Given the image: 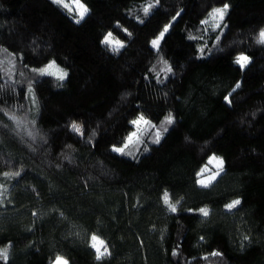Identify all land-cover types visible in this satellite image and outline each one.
<instances>
[{"label": "trees", "instance_id": "1", "mask_svg": "<svg viewBox=\"0 0 264 264\" xmlns=\"http://www.w3.org/2000/svg\"><path fill=\"white\" fill-rule=\"evenodd\" d=\"M82 2L91 12L76 24L72 7L52 0H0L7 264H53L57 256L69 264H264V0H160L147 16L143 7L154 0ZM225 2L227 28L201 23ZM108 30L128 41L118 55L100 45ZM242 54L250 57L245 69L235 63ZM161 55L175 71L158 84L151 69L164 76ZM53 60L68 70L66 80L33 71ZM169 109L176 123L159 145L149 129L143 143L125 149L131 156L112 151L140 114L159 127ZM213 155L224 159V171L202 187L198 181L218 171L208 163ZM235 199L242 203L227 209ZM205 206L207 217L199 213ZM93 234L107 246L99 260Z\"/></svg>", "mask_w": 264, "mask_h": 264}, {"label": "snow or ice", "instance_id": "2", "mask_svg": "<svg viewBox=\"0 0 264 264\" xmlns=\"http://www.w3.org/2000/svg\"><path fill=\"white\" fill-rule=\"evenodd\" d=\"M57 4H62L65 8H69V10H72L71 6L67 3H65L64 0H57ZM73 4L75 5V8H76V10H77V12L81 18L87 14V9L84 7L82 0H73ZM156 6H157V4L148 3V5L143 9V11L145 14H149L150 9H152ZM178 13H179L178 15L176 14V16L172 17V22H170L167 25H164L162 27V30L158 33L157 37L155 39L151 40L150 44H151V47L153 49L159 51V49L161 47V43L163 41H165L166 35L170 34V29L173 27V23L179 17L180 12H178ZM211 20L214 22V25H213L214 28L219 29L222 24H223V27H225L226 25L223 23V21H224V9L223 8L214 9L213 12L211 13ZM204 23L208 24L209 21H205ZM188 38L194 39V37H192V36H189ZM107 40H108V38H106V41ZM258 42L264 43V31L259 33V41ZM200 52L203 53L204 48H201ZM162 63L164 64V68L162 69V71H165V70L171 71V68L167 65L166 62L162 61ZM235 63L237 65H239L240 69H245L250 63V57L247 55H243V54L239 55L235 58ZM33 71L37 72L41 76H53L59 81H63V78L66 75V73H64L63 69L60 68L58 65H56L55 62L49 63L43 68L33 69ZM238 88H240L239 83L236 84L233 91H235ZM27 90L29 93L32 92L31 83H29ZM228 102L230 103L231 101L229 100ZM12 119L15 120L16 118L13 116ZM17 123H19V122H17ZM130 123L135 127L136 130L132 131L127 136L126 143H124L122 147H115L114 146L112 148L113 152L121 154V155L126 154V155L131 156L132 153L131 152L126 153L125 149H127L129 147V145L143 143L141 136L143 135V133L145 131H147L149 129H155L154 138H153L152 142L159 141L161 136L165 134L163 130L168 129L169 126L172 125L173 118L171 117V115H169L163 122L160 123L159 127L154 125L150 120H148L143 115L132 120ZM71 128L74 132L83 135V130H82L81 126H79L78 124L72 123ZM93 135H94V133H93ZM144 151H147V148H145ZM208 163L209 164H215L217 169H219L223 166V161L216 156H212L209 159ZM207 171H208L207 167H205L204 169H201L200 175L203 177L204 173H206ZM19 174H20L19 172L15 173V175H17V176H19ZM5 175L6 176L9 175V173H5ZM214 176H215V173L207 176L206 178H202L199 180V183L202 186L206 187L208 184L211 183L212 179H214ZM0 189H2V186H0ZM4 191H6V190H0V197L3 196ZM0 203H2V200H0ZM164 203L168 206V210L170 212H172V213L177 212V204L172 203L170 201V198L167 196V194H165ZM238 205H240V202L238 200H233L231 203L226 205V208L229 210H232V209L236 208ZM199 213L204 217H207L209 215L208 209H206V208H200ZM92 241H93L92 247L96 250L98 259H100L104 255L108 254L107 253V246L104 245L103 242H99L98 238H96V237H92ZM173 255H176V253L174 252ZM212 255L219 256L221 254L219 252H213ZM55 264H67V262L64 261L63 257H57L55 260Z\"/></svg>", "mask_w": 264, "mask_h": 264}, {"label": "clouds", "instance_id": "3", "mask_svg": "<svg viewBox=\"0 0 264 264\" xmlns=\"http://www.w3.org/2000/svg\"><path fill=\"white\" fill-rule=\"evenodd\" d=\"M52 2L53 3H55V4H57V0H52ZM160 3V0H154V3L153 4H159ZM83 5H84V7L87 9V14H89L90 12H91V8L90 7H88V5L86 4V3H83ZM146 7V6H145ZM145 7H143V9L145 8ZM230 4L229 3H227V2H225L222 6H220V7H215L214 9H216V8H223L224 9V21H225V18L228 16V14H229V12H230ZM213 9V10H214ZM213 10L209 13V15H210V17H211V13L213 12ZM181 11H182V9H181ZM143 13H144V11H143ZM86 14V15H87ZM179 13L177 12V15H178ZM86 15H84L82 18L79 16V14H78V16H79V19H77V20H75V23L76 24H80L81 23V21H83L84 19H85V17H86ZM144 15L145 16H147L148 14H145L144 13ZM205 21H208L207 19H204V20H202L201 21V23L202 24H205L204 22ZM223 21V22H224ZM141 24H143V20H140L139 21ZM226 26H225V28H227V24H225ZM114 26L116 27V28H119L128 38H129V40L133 37V33L130 31V30H128L126 27H124L123 25H121L120 24V22H114ZM262 31H264V26H262L260 29H259V33L260 32H262ZM106 38H108V40L106 41ZM100 45L102 46V47H106L107 48V50L109 51V52H111V53H113V54H116V55H118L120 52H121V50H123V49H125L127 46H128V41L127 40H124V39H121L120 37H118L112 30H108V31H106L105 32V34L102 36V38L100 39ZM162 61H164V62H166L167 63V65L171 68V71H167V70H165V71H163L164 72V76L163 77H161V75H160V72H157L156 71V68L155 67H153L152 69H151V71H153V72H155L156 73V82L158 83V84H163L166 80H167V77H168V74H174V68L172 67V65H171V63L168 61V60H165L164 59V57L161 55L160 57H159V60L157 61V63H161V64H163L162 63ZM52 62H55V64L57 65V63H56V61L55 60H53V61H51V62H49V63H52ZM48 63V64H49ZM164 65V64H163ZM63 71H64V73H66V75L64 76V78H63V81L64 80H66L67 78H68V76H69V72H68V70H66V69H63ZM164 95L165 96H167V93H164ZM141 115H143V116H145L144 114H140L139 116H141ZM169 115H171V117L173 118V123H172V125H174L175 123H176V117H175V114L173 113V111L171 110V109H169L168 111H167V113L163 116V118H162V121L161 122H163ZM148 119V118H147ZM148 120H150V119H148ZM151 121V120H150ZM152 122V121H151ZM153 123V122H152ZM154 125H156L155 123H153ZM172 125H170V126H172ZM157 126V125H156ZM159 126H160V124H159ZM164 131V133H167L168 131H169V128L168 129H164L163 130ZM163 136L164 135H162L161 136V138H160V140L159 141H157V142H153L154 144H156V145H159L160 143H161V140L163 139ZM147 151H148V149H147ZM213 156H215V155H213ZM220 159L223 161V166L221 167V168H219L218 169V171L217 172H215V176H214V179H212V181H214V180H216V178L220 175V173L221 172H223L224 171V164H225V161H224V159L222 158V157H220ZM209 162V161H208ZM211 181V182H212ZM198 183H199V181H198ZM200 184V183H199ZM211 184V183H210ZM210 184H208L206 187H209L210 186ZM201 185V184H200ZM202 186V185H201ZM202 187H205V186H202ZM165 194H167V196L170 198V194H169V192L167 191V190H165L164 191V193H163V202H164V197H165ZM235 200H238L239 202H240V204L242 203V200L241 199H235ZM178 202V201H177ZM165 204V203H164ZM166 205V204H165ZM228 205V204H227ZM226 207V206H225ZM203 208H206V209H208V213H209V208L207 207V206H205V207H203ZM33 215H35V213H33ZM92 237H96V238H98V241L99 242H103V244L104 245H106V242H105V240L104 239H101L100 237H98L97 235H95V234H93L92 236H91V242L93 243V241H92ZM200 239H203V237H201ZM244 239H248V237H245ZM92 243H91V247H92ZM9 247H11V243L9 242V245H8V247H3V248H0V259H3V261H4V264H7V261H8V249H9ZM110 254V253H109ZM57 257H60V256H57ZM96 259H98V257L96 256ZM99 260V259H98ZM64 261H66L67 262V264H69V262L66 260V259H64Z\"/></svg>", "mask_w": 264, "mask_h": 264}, {"label": "rangeland", "instance_id": "4", "mask_svg": "<svg viewBox=\"0 0 264 264\" xmlns=\"http://www.w3.org/2000/svg\"><path fill=\"white\" fill-rule=\"evenodd\" d=\"M71 3V7H72V9H73V11L77 14V17L75 18V20H77V19H79V16H78V12H77V10H76V8H75V5L73 4V0L70 2ZM83 3V2H82ZM208 21H209V25L211 26V28L213 29V30H216V28H214V22L211 20V17H209V19H208ZM189 49H190V46L189 45H187L186 46V50L187 51H189ZM243 55H245V54H243ZM80 126V125H79ZM136 129H135V127H134V129L132 130V131H135ZM131 131V132H132ZM130 132V133H131ZM122 147V146H121ZM209 172V169H208V171H207V173ZM61 257V256H60ZM63 259H66L65 257H63ZM67 260V259H66ZM53 264H55V262L53 263Z\"/></svg>", "mask_w": 264, "mask_h": 264}]
</instances>
